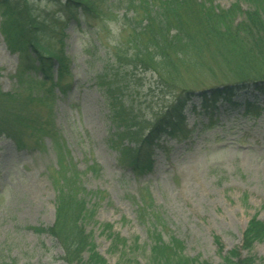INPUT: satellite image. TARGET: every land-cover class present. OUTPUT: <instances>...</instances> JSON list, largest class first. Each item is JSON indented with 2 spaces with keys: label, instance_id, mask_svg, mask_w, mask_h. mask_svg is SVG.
Returning <instances> with one entry per match:
<instances>
[{
  "label": "rangeland",
  "instance_id": "1",
  "mask_svg": "<svg viewBox=\"0 0 264 264\" xmlns=\"http://www.w3.org/2000/svg\"><path fill=\"white\" fill-rule=\"evenodd\" d=\"M104 1L122 7L116 10V18L127 11L129 0ZM236 3L215 0L214 6L227 11ZM29 6L35 15L56 10L46 1H31ZM241 8L247 11L248 5L242 2ZM100 9L97 19L82 15L76 21L58 15L64 23L63 45L53 37L46 42L56 53L63 49L67 60V88L64 94L56 91L53 118L69 152L67 160L76 164L88 195H97L88 197L94 213L82 223L92 247L107 264H153L149 250L154 243L147 222L139 215V209L150 205V214L160 216L165 226V240L182 241L183 255L193 264H224V258L235 250L241 260L252 257L254 264H264V241L256 242L251 251L243 248L250 221L264 222V95L247 86L237 90L231 101L205 102L204 93L210 97L212 89H223L235 81L226 51L213 40L189 57L178 58L180 50L173 52L174 66L163 64L158 71L124 65L120 78L127 75L129 92L131 88L126 99L134 101L149 122L182 91L193 93L183 113L184 130L172 137L163 135L151 145L147 152L151 170L133 171L119 160L113 143L115 129L97 79L103 69L112 66L115 48H124L121 43L130 33H123L121 22L114 17L106 18L104 6ZM2 10L0 89L13 93L19 86L21 59L9 51L1 33L7 17L1 16ZM243 19L240 15L235 21ZM57 68L55 62L54 77ZM32 77L40 80L42 75L32 73ZM165 82L173 86L168 88ZM248 103L262 109L258 116L246 115ZM34 142L21 150L12 140L0 139V255L7 263L66 264L56 239L29 229L54 225L58 195L52 144L46 139L36 147ZM93 163L100 172L85 173ZM107 225L112 226L110 230ZM115 236L126 245L114 247ZM89 254L86 251L85 257Z\"/></svg>",
  "mask_w": 264,
  "mask_h": 264
},
{
  "label": "trees",
  "instance_id": "2",
  "mask_svg": "<svg viewBox=\"0 0 264 264\" xmlns=\"http://www.w3.org/2000/svg\"><path fill=\"white\" fill-rule=\"evenodd\" d=\"M31 1H46L58 11L35 15L29 6ZM214 1L129 0L125 14L116 18V10L120 11L122 7L106 4L104 0H0V9L3 8L1 16H7L1 25V33L9 51L19 54L21 59L17 74L18 89L13 93H4L0 89V139L6 137L12 140L21 150L28 148L31 140L35 141L36 147L45 144L46 139L52 144L57 162L53 177L58 194L55 223L49 228L29 229L56 239L63 249L62 260L66 264L107 262L96 252L95 246L92 247L91 237L82 224L94 213V205L92 208L88 206V197L92 198L93 195L95 199L97 195H88L80 181L76 164L71 159L67 160L69 152L54 124L56 91L66 92L64 80L68 74L64 50L56 53L46 44L53 37L63 45L61 32L64 23L58 21V15L76 21L82 15L87 20L97 19L101 14V5L104 6L106 18L114 17V20L121 22L122 32L130 33L128 39L121 43L124 48L119 45L115 48L112 66L103 69L97 79L108 105L110 124L115 129L113 143L119 160L133 171L143 172L152 169L147 155L151 145L163 135L172 137L174 133L184 130L183 113L193 93L182 91L183 94L176 97L162 114H156L149 122L134 101L126 99L129 92L127 75L120 78L124 65L158 71L163 64L174 66L171 58L173 52L180 50L177 57L184 58L192 51L201 52L202 46L213 40L223 52L226 51L227 60L233 66L235 81L223 89H212L210 97L204 93L205 102L219 98L231 101L237 90L247 86H254L264 95V0H237L227 11L216 8ZM242 2L248 5L247 11L242 10ZM240 15L244 19L236 23ZM55 62L58 63L56 77L53 72ZM32 73H40L41 79H34ZM166 85L168 88L173 86L170 83ZM44 110H48L45 115ZM261 110L259 106L248 103L246 115L258 116ZM99 172L100 167L93 163L85 173L95 175ZM151 208L150 205L142 207L139 215L147 222L149 236L154 243L149 250L153 264H193L183 255L182 241L175 237L165 240V226L160 216L150 214ZM111 227L106 226L108 230ZM262 241L264 222L253 218L244 233L243 248L251 251L256 242ZM117 243L126 245V241L115 236L112 244L118 247ZM86 251L90 252L88 257H85ZM0 264L15 263L3 262L0 255ZM224 264H254V259L247 257L241 260L239 252L235 250L224 258Z\"/></svg>",
  "mask_w": 264,
  "mask_h": 264
}]
</instances>
